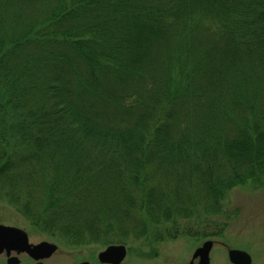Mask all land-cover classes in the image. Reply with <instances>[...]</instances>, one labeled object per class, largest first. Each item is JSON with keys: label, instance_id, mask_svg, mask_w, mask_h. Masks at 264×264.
<instances>
[{"label": "trees", "instance_id": "obj_1", "mask_svg": "<svg viewBox=\"0 0 264 264\" xmlns=\"http://www.w3.org/2000/svg\"><path fill=\"white\" fill-rule=\"evenodd\" d=\"M262 179L264 0H0V201L35 230L223 235Z\"/></svg>", "mask_w": 264, "mask_h": 264}, {"label": "rangeland", "instance_id": "obj_2", "mask_svg": "<svg viewBox=\"0 0 264 264\" xmlns=\"http://www.w3.org/2000/svg\"><path fill=\"white\" fill-rule=\"evenodd\" d=\"M223 206L230 211V221L225 227L224 237L220 240L231 248L247 250L253 258L252 264H264L261 260L264 258V179L256 185L248 183L234 187L226 195ZM0 220L24 228L31 240L45 239L43 234L34 230L11 206L1 201ZM151 234H148V239L143 238L128 244L131 249L126 263L187 264L192 249L201 242L188 236L155 241ZM101 248L103 247L96 244L72 247L71 258L74 259L80 254L85 257ZM147 252L151 253L148 257L144 255ZM210 264H228L224 247H214Z\"/></svg>", "mask_w": 264, "mask_h": 264}, {"label": "water", "instance_id": "obj_3", "mask_svg": "<svg viewBox=\"0 0 264 264\" xmlns=\"http://www.w3.org/2000/svg\"><path fill=\"white\" fill-rule=\"evenodd\" d=\"M15 234H18L21 238V249L28 251L32 256H37V252H42L46 250L52 251L55 248V245L43 241L36 246H30L27 244L26 233L15 227L3 226L0 225V242L5 244L12 241ZM211 241H205L201 247L197 248L192 257L199 256L201 264H207L208 261V251L211 247ZM125 254V249L123 245H109L103 251L99 252L98 258L103 262H110L113 264L118 263ZM228 258L233 264H249L250 256L245 251L238 249H229L228 250ZM86 264V263H82Z\"/></svg>", "mask_w": 264, "mask_h": 264}, {"label": "flooded vegetation", "instance_id": "obj_4", "mask_svg": "<svg viewBox=\"0 0 264 264\" xmlns=\"http://www.w3.org/2000/svg\"><path fill=\"white\" fill-rule=\"evenodd\" d=\"M38 242V241H37ZM32 242V243H37ZM37 256H31L29 252L19 247V244L0 245V264H79L87 261L88 264H104L95 257H81V254L74 259L71 258V248L67 243H59L52 252H37ZM261 260L264 261V258ZM191 259L188 261L190 263ZM120 264H123L122 262ZM191 264H199V259L192 260Z\"/></svg>", "mask_w": 264, "mask_h": 264}]
</instances>
